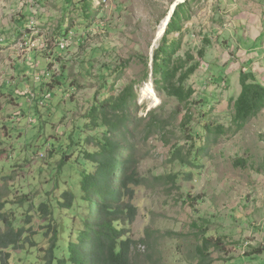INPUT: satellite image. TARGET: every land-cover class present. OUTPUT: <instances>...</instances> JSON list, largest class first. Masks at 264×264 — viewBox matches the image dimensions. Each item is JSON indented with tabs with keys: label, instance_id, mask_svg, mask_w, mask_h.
I'll list each match as a JSON object with an SVG mask.
<instances>
[{
	"label": "rangeland",
	"instance_id": "1",
	"mask_svg": "<svg viewBox=\"0 0 264 264\" xmlns=\"http://www.w3.org/2000/svg\"><path fill=\"white\" fill-rule=\"evenodd\" d=\"M87 3L90 11H83V0H0L3 212L14 218L16 228L27 231L29 241L46 247L44 228L49 222L38 217L37 208L46 203L56 219L53 226L66 214L56 204L62 191L80 196L82 172L73 159L83 147L94 150L93 140H87L100 137L101 129L90 112L108 89L117 94L132 83L138 116L161 104L167 114L178 109L182 116L183 105L159 96L150 75L143 79L146 64L151 72L153 52L164 34L157 39V29L173 7L181 5L186 15L176 55L189 54L198 65L186 83L195 91L189 127L199 134L200 139L193 137L196 147L206 150L192 173L180 177V190L173 189L169 197L155 184L135 189L137 215L130 236L148 244H138L136 255L145 264H196L195 222L222 238V252L210 251L211 264H264V109L236 129L229 105L239 95L240 72L253 74L264 87V0ZM147 84L153 95L143 90ZM206 120L229 130L206 142ZM176 125L169 127V146L154 136L143 141L137 130L139 176L151 180L179 171L166 163L171 146L187 147L190 142L181 141ZM237 160L243 165H235ZM23 195L28 201L15 203ZM28 245L9 251V264H42V253Z\"/></svg>",
	"mask_w": 264,
	"mask_h": 264
},
{
	"label": "trees",
	"instance_id": "2",
	"mask_svg": "<svg viewBox=\"0 0 264 264\" xmlns=\"http://www.w3.org/2000/svg\"><path fill=\"white\" fill-rule=\"evenodd\" d=\"M83 1V11H90L87 0ZM85 15L91 16L89 12ZM185 15V6L177 5L159 48L153 52L151 72L146 64L143 78L146 81L150 75L151 84L159 96L172 98L178 105H183L185 111L182 116L179 118L181 111L178 109L167 114L164 104L150 109L144 116H138L137 93L132 83L117 94L112 88L108 89L103 100L90 112V118H95L92 121L101 129L100 137H88L87 143L93 140L94 150L85 151L83 147L73 159L82 172L80 196L75 197L70 190L62 191L56 204L66 214L53 226L51 223L56 219L46 203L37 208L38 217H47L49 222L44 228L46 247L29 241L27 231L14 226V218L3 212L5 204L0 202V264H9V251L20 250L28 243V247H37L42 253V264H145L136 255L137 245L141 243L148 248V244L144 240L135 241L130 236V225L137 215V208L132 204L135 189L155 184L169 197L173 189L180 190V177L185 175V178L192 173L198 165L199 156L206 150L205 146L196 147L193 137L200 139L199 134H194V129L189 127L192 120L189 106L195 91L186 83L198 65L189 54L184 58L176 55L181 47V20ZM174 33L178 34L177 38L170 37ZM239 84V95L229 101L233 111L231 123L236 129H241L264 109V87L255 81L253 74L240 72ZM175 123L176 129L183 135L181 141L190 142L187 147L179 143L171 146L166 163L177 165L179 171L153 176L151 180L139 176L141 155L138 153L137 130L140 129L143 141L154 136L164 146H169V127ZM202 130L207 142L210 138L213 140L225 135L229 129L206 120ZM67 155L70 154L63 155L61 162L67 160ZM235 165H243V161L237 160ZM26 200L28 198L23 195L15 203L22 204ZM192 226L196 242L193 259L196 264H211L210 251L222 252V238L211 234L203 223L194 222Z\"/></svg>",
	"mask_w": 264,
	"mask_h": 264
},
{
	"label": "bare ground",
	"instance_id": "3",
	"mask_svg": "<svg viewBox=\"0 0 264 264\" xmlns=\"http://www.w3.org/2000/svg\"><path fill=\"white\" fill-rule=\"evenodd\" d=\"M167 17V16H166ZM171 17V16H170ZM165 21V20H164ZM163 21V22H164ZM162 29H163V24L161 23L159 28L157 29V39H159L161 37V32H162ZM164 33V32H163ZM144 91H148L150 95H153V91L150 90V86L149 84L146 85V87L143 88ZM146 93V92H145Z\"/></svg>",
	"mask_w": 264,
	"mask_h": 264
},
{
	"label": "water",
	"instance_id": "4",
	"mask_svg": "<svg viewBox=\"0 0 264 264\" xmlns=\"http://www.w3.org/2000/svg\"><path fill=\"white\" fill-rule=\"evenodd\" d=\"M174 9H175V7H173L172 12H171L169 15H167V17L165 18V21L162 22V24H163V29H162L161 34H162L163 31L165 30V26L167 25V23H168V21H169V19H170V16H171V14L173 13ZM150 86H151V84H150Z\"/></svg>",
	"mask_w": 264,
	"mask_h": 264
}]
</instances>
